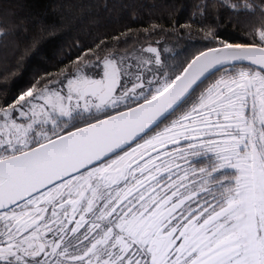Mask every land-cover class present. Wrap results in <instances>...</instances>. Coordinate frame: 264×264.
<instances>
[{
  "label": "snow or ice",
  "instance_id": "6c2138e0",
  "mask_svg": "<svg viewBox=\"0 0 264 264\" xmlns=\"http://www.w3.org/2000/svg\"><path fill=\"white\" fill-rule=\"evenodd\" d=\"M51 7L0 0V264H264V0Z\"/></svg>",
  "mask_w": 264,
  "mask_h": 264
},
{
  "label": "trees",
  "instance_id": "16d2710c",
  "mask_svg": "<svg viewBox=\"0 0 264 264\" xmlns=\"http://www.w3.org/2000/svg\"><path fill=\"white\" fill-rule=\"evenodd\" d=\"M26 3L34 5L38 10L44 11L47 9L48 15L51 16L53 9L52 5L58 3L59 0H25ZM110 3H115L116 0H109ZM137 2H141L145 5H151L154 2L160 3H168V4H177L180 5V8L174 13L173 17H168V12L165 11L163 13L165 19L175 18L179 19L180 23H184L185 20L191 16L193 11V5L198 2V0H137ZM222 11V10H221ZM102 19L101 24L107 23V20L104 17H107L109 14L107 13H100ZM112 16H115L116 13H112ZM143 19L141 20L140 24L134 25L139 27L141 25L147 24L150 20L155 19L157 16L161 15L160 12L153 14L152 16L149 15L147 9H144L141 13ZM90 26L85 27H77L72 29L71 31L65 29L63 32L53 33L51 35H42L41 36V44L43 47V56L47 58H58L61 54V49L63 48L64 51H67L68 45L71 44L72 40L79 37L81 40H87V31L89 30ZM228 31H235L234 28L229 27ZM27 35H31V33H27ZM189 37H173L168 40V43H172L177 48H183L184 44L189 41ZM191 39H198V37H193ZM39 59V58H37ZM28 77H24L27 80Z\"/></svg>",
  "mask_w": 264,
  "mask_h": 264
},
{
  "label": "rangeland",
  "instance_id": "374dc122",
  "mask_svg": "<svg viewBox=\"0 0 264 264\" xmlns=\"http://www.w3.org/2000/svg\"><path fill=\"white\" fill-rule=\"evenodd\" d=\"M169 45L174 46L172 43H169Z\"/></svg>",
  "mask_w": 264,
  "mask_h": 264
}]
</instances>
